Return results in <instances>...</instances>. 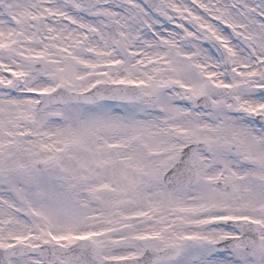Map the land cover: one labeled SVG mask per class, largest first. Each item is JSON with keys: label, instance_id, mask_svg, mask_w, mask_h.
Masks as SVG:
<instances>
[{"label": "snow or ice", "instance_id": "6c2138e0", "mask_svg": "<svg viewBox=\"0 0 264 264\" xmlns=\"http://www.w3.org/2000/svg\"><path fill=\"white\" fill-rule=\"evenodd\" d=\"M0 264H264V0H0Z\"/></svg>", "mask_w": 264, "mask_h": 264}]
</instances>
